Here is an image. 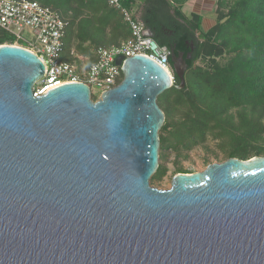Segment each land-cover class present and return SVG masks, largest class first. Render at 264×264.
Returning a JSON list of instances; mask_svg holds the SVG:
<instances>
[{
    "label": "water",
    "instance_id": "95a60500",
    "mask_svg": "<svg viewBox=\"0 0 264 264\" xmlns=\"http://www.w3.org/2000/svg\"><path fill=\"white\" fill-rule=\"evenodd\" d=\"M190 57L172 51L179 88ZM116 63L96 100L84 81L35 95L41 57L0 44V264H264V156L152 186L174 80L143 54Z\"/></svg>",
    "mask_w": 264,
    "mask_h": 264
},
{
    "label": "trees",
    "instance_id": "16d2710c",
    "mask_svg": "<svg viewBox=\"0 0 264 264\" xmlns=\"http://www.w3.org/2000/svg\"><path fill=\"white\" fill-rule=\"evenodd\" d=\"M38 1L60 11L68 21L62 59L67 54L69 62L77 61L70 52L75 36L93 44L91 63L96 47L119 44L131 35L122 11L108 0ZM187 1L120 0L160 45L184 52L185 58L191 52L185 87H177L180 79L175 75L174 85L158 98L166 115L159 132L160 161L166 150L179 157L210 136L219 142L226 159L264 156V0H217L216 22L205 31L203 15L184 12ZM7 40L0 29V44ZM80 52L85 54L87 48ZM180 102L185 109L177 117ZM166 172L160 163L152 180H160Z\"/></svg>",
    "mask_w": 264,
    "mask_h": 264
},
{
    "label": "built area",
    "instance_id": "2783aa9c",
    "mask_svg": "<svg viewBox=\"0 0 264 264\" xmlns=\"http://www.w3.org/2000/svg\"><path fill=\"white\" fill-rule=\"evenodd\" d=\"M108 2L122 11L130 26L131 35L119 44L96 47L95 60L80 74L75 63L62 59L63 38L68 21L60 11L43 5L38 0H0V29L9 36V40L3 44L18 45L35 52L46 66L44 77L34 86L35 95L73 81H84L90 88L92 85L97 86L102 93L121 81L123 74L121 66L116 63L117 57L128 58L135 54H143L156 60L168 70L174 80L170 64L171 49L160 45L145 23L135 19L131 10L122 7L120 0ZM26 28L35 34L34 42L22 37L21 32Z\"/></svg>",
    "mask_w": 264,
    "mask_h": 264
},
{
    "label": "rangeland",
    "instance_id": "374dc122",
    "mask_svg": "<svg viewBox=\"0 0 264 264\" xmlns=\"http://www.w3.org/2000/svg\"><path fill=\"white\" fill-rule=\"evenodd\" d=\"M209 2L214 4V10L211 14H206V12L208 11L204 12V14H206L208 18L209 17L215 18L216 17L215 9L217 7V0H210ZM203 19L204 16L202 18L201 24H202V30L205 31L206 28L205 25L203 24L204 22ZM21 35L29 42H34L36 39L33 31L29 30L28 28L24 29L21 32ZM20 42L26 44L25 41L23 40H20ZM93 47L94 46L90 41L82 42L77 36H75L70 42V52H73L72 56L77 59V61L75 62L79 65V67L77 66V70L80 74H83L84 68L88 67L90 64L91 55L93 54ZM82 48L83 49L87 48V52L85 54H82L80 52ZM63 59L70 61V59L67 57V54H63ZM200 63H201L200 61L197 62V65ZM91 91H92V98L94 97L95 100L98 99V97L101 94L99 88L97 86L92 85ZM184 109H185V105L182 102L177 104L175 116L177 117L180 116ZM165 155L166 158L163 161H160V163H162V165L167 168L166 174H164V176L160 180H152L151 178L150 181L152 186L157 187L159 189L170 188L173 177L177 173H179V171H183L185 173L200 172L205 170L209 164L222 162L226 159L221 147L219 146V142L214 138H212V136H210L209 139L204 144L198 145L191 150L182 152V154L179 157H176V153L172 149L166 150Z\"/></svg>",
    "mask_w": 264,
    "mask_h": 264
},
{
    "label": "crops",
    "instance_id": "0c3cea01",
    "mask_svg": "<svg viewBox=\"0 0 264 264\" xmlns=\"http://www.w3.org/2000/svg\"><path fill=\"white\" fill-rule=\"evenodd\" d=\"M209 1L210 0H188L183 6V10L186 14L196 13L204 16L203 24L205 25L206 30L210 29L216 22L215 18H208L206 15L211 14L214 10V4ZM204 12H206V14H204ZM208 20L211 23H209Z\"/></svg>",
    "mask_w": 264,
    "mask_h": 264
},
{
    "label": "flooded vegetation",
    "instance_id": "af4514ba",
    "mask_svg": "<svg viewBox=\"0 0 264 264\" xmlns=\"http://www.w3.org/2000/svg\"><path fill=\"white\" fill-rule=\"evenodd\" d=\"M191 46H192V43H191Z\"/></svg>",
    "mask_w": 264,
    "mask_h": 264
}]
</instances>
